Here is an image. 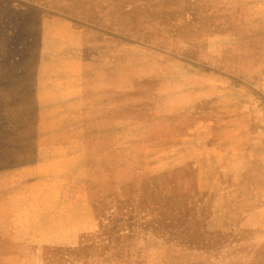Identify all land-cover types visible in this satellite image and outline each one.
<instances>
[{
	"label": "rangeland",
	"instance_id": "obj_1",
	"mask_svg": "<svg viewBox=\"0 0 264 264\" xmlns=\"http://www.w3.org/2000/svg\"><path fill=\"white\" fill-rule=\"evenodd\" d=\"M186 2L224 5L236 33L206 45L256 48L263 82L264 0H0V82L37 71L44 153L0 172V264H264V89L242 81L250 122L183 158L122 85L120 58Z\"/></svg>",
	"mask_w": 264,
	"mask_h": 264
},
{
	"label": "crops",
	"instance_id": "obj_2",
	"mask_svg": "<svg viewBox=\"0 0 264 264\" xmlns=\"http://www.w3.org/2000/svg\"><path fill=\"white\" fill-rule=\"evenodd\" d=\"M201 5L186 2L192 13L181 9L176 13L180 14L178 21L177 16L172 22L169 19L154 44L137 42L133 54L126 52L120 58L124 90L133 93L136 104H150L149 133L161 146H175L183 158L209 154L210 142H222L232 135L234 124L240 130L250 122L252 109L247 101L251 89H242V81L250 88L264 89L255 61L256 48L234 56L235 51L223 44L218 45L217 52L206 45L208 39L222 43L227 32H236L224 5L216 3L211 10L206 6L196 10ZM232 42L240 44V36H233ZM242 59L246 64L241 65ZM9 68L10 80L17 75L19 78L7 84L0 82V91L14 92L10 100L15 102L10 105L19 109L15 116H0V172L17 169L29 154H44L36 115L40 106L38 73ZM247 117V122L243 121Z\"/></svg>",
	"mask_w": 264,
	"mask_h": 264
}]
</instances>
